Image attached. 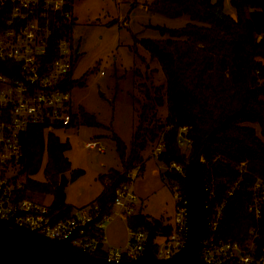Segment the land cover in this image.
<instances>
[{
    "label": "trees",
    "instance_id": "trees-1",
    "mask_svg": "<svg viewBox=\"0 0 264 264\" xmlns=\"http://www.w3.org/2000/svg\"><path fill=\"white\" fill-rule=\"evenodd\" d=\"M235 14L227 11L225 0H154L155 11L170 16L187 14L190 20L179 27L156 24L160 39H137L157 58L165 75V84L146 87L144 101L139 103L138 121L132 133L129 150L119 135L112 132L121 169L110 168L101 192L93 202L98 215L111 210L115 188L131 181L128 172L139 165L136 177L144 168L142 149L149 141L161 139L164 148L155 157L166 165L185 163L201 151L208 181L214 180L218 198H227L220 232L223 236L245 240L252 228L259 231L264 242V214L257 217L248 209L251 186L257 176L264 177V0H230ZM78 51L75 53V59ZM69 85L83 84L72 78ZM141 85L139 89L141 90ZM133 100H140L133 95ZM166 104L167 115L162 120L157 106ZM77 116L89 125L99 124L95 115L83 107ZM257 123L260 132L252 125ZM185 127V131H181ZM187 137L188 150L179 143V134ZM23 156L19 172L24 176L21 196L41 201L45 193L52 194L50 206L58 216L72 211L65 202L60 174L70 166L64 154L69 148L54 131L45 132L40 126H30L23 133ZM45 179H36L43 155ZM241 167L245 171H241ZM18 172V173H19ZM83 169L74 168L70 177L80 176ZM162 178L176 179L183 186V176L175 170H160ZM103 177V176H101ZM238 181L232 194L228 189ZM42 202V201H41ZM162 217L137 210L125 217L129 230L151 233L154 239L165 237L171 225ZM97 255H104L99 248Z\"/></svg>",
    "mask_w": 264,
    "mask_h": 264
},
{
    "label": "built area",
    "instance_id": "built-area-1",
    "mask_svg": "<svg viewBox=\"0 0 264 264\" xmlns=\"http://www.w3.org/2000/svg\"><path fill=\"white\" fill-rule=\"evenodd\" d=\"M73 0H0V216L14 219L51 237H65L77 225L72 242L95 253L104 250L105 257L124 259L136 256L143 249L147 231L138 229L129 233L125 247L103 248L106 241L104 223L112 213L123 217L134 213L137 195L130 187L131 181L120 183L115 188L111 210L98 215L97 203L90 209L76 208L69 215L58 216L50 204L28 196H21L24 176L17 174L23 156L21 138L30 126H40L45 132L76 124L77 109L73 108L70 96L69 72L72 70L75 53L73 40ZM103 73V70H100ZM181 127V131H185ZM182 137V138H181ZM179 143L190 140L179 134ZM85 146L104 150L96 139ZM164 148L160 141L152 150L156 157ZM165 164V163H164ZM185 163L172 161L160 165L162 170H175L183 176ZM139 165L128 172L136 178ZM241 167V171H245ZM15 171V172H14ZM208 180V179H207ZM236 181L228 189L232 194ZM174 198L173 222L170 233L155 241L154 251L159 257L170 256L178 250L185 238V199L183 188L176 179L168 181ZM209 229L201 256L212 262L225 264H264V242L259 231L251 229L245 240L225 237L220 232L227 198H218L215 181H208ZM248 209L257 217L264 214V177L257 176L251 186Z\"/></svg>",
    "mask_w": 264,
    "mask_h": 264
},
{
    "label": "rangeland",
    "instance_id": "rangeland-1",
    "mask_svg": "<svg viewBox=\"0 0 264 264\" xmlns=\"http://www.w3.org/2000/svg\"><path fill=\"white\" fill-rule=\"evenodd\" d=\"M153 1L73 0L72 30L78 56L71 75L73 79L82 80L84 83H74L71 86V103L73 108L80 105L93 113L99 124L89 125L80 119L74 125L54 130L61 140L69 143L64 154L68 157L70 166L65 171L67 184L63 187L65 202L72 206V211L82 207L93 211V205L96 204L93 200L107 181L108 170L121 166L112 132L121 137L128 151L138 121L137 108L144 101L146 87L152 90L154 85L165 84V75L158 59L151 58L148 49L137 39L163 38L166 35L161 34L154 25L179 27L190 20L187 14L170 16L153 10ZM225 7L228 12L235 14L230 0H225ZM133 95L140 101H134ZM156 111L165 120V102L157 106ZM252 125L260 132L259 124ZM91 139L99 140L104 150L86 147L85 142ZM159 141L160 138L149 141L142 149L144 168L131 180V186L137 197H144V211L162 217L163 222L172 224L174 198L167 178H162L159 172L162 171L160 165L165 164L162 161H157L156 164L152 154ZM180 145L183 150H188L185 142ZM45 162L44 154L39 170L32 175L34 178L45 179ZM74 168L83 169V173L72 179L70 175ZM157 168L159 171H156ZM17 174L19 177L23 176L20 172ZM139 192H148V195ZM52 197L51 193H45L41 201L50 204ZM139 199L140 197L134 204L135 212L140 210ZM161 206L166 208L163 212L159 209ZM124 219L121 214L112 213L104 223L108 241L112 237L127 239ZM161 238L157 236L154 241Z\"/></svg>",
    "mask_w": 264,
    "mask_h": 264
},
{
    "label": "water",
    "instance_id": "water-1",
    "mask_svg": "<svg viewBox=\"0 0 264 264\" xmlns=\"http://www.w3.org/2000/svg\"><path fill=\"white\" fill-rule=\"evenodd\" d=\"M59 184H67L64 172ZM208 180L202 150L184 165L183 195L185 199V238L182 246L170 256L159 257L147 232L143 249L131 258L110 259L97 255L72 242L77 225L65 237H51L27 225L14 216H0V264H225L201 256V248L209 229Z\"/></svg>",
    "mask_w": 264,
    "mask_h": 264
},
{
    "label": "crops",
    "instance_id": "crops-1",
    "mask_svg": "<svg viewBox=\"0 0 264 264\" xmlns=\"http://www.w3.org/2000/svg\"><path fill=\"white\" fill-rule=\"evenodd\" d=\"M143 7H146L145 5L143 6ZM80 107V105L76 108L77 110H78V108ZM155 160H156V158H155ZM156 164H157V160H156ZM121 167V166H120ZM120 167H118V168H120ZM156 171H159L158 170V168H157V170ZM160 172V171H159ZM130 187H131V189H132V186H131V183H130ZM133 187H134V185H133ZM134 189H135V191H137L136 190V188L134 187ZM138 193V192H137ZM140 193V192H139ZM140 194H142V195H148V192H142V193H140ZM138 197H140V199H139V202H140V210L142 211V212H144V213H148V214H150L151 216H154L153 214H151L150 212H147V211H144V209H143V206H144V197H142V196H138ZM67 204H69V203H67ZM70 205V204H69ZM70 207L72 208V206L70 205ZM160 211H164L166 208L164 207V206H161L160 208ZM154 217H157V216H154ZM125 218V217H124ZM124 222H125V228H126V233L128 234L127 235V239L126 240H124V239H121V238H114V237H112V240L110 239L109 241H108V238H107V234H106V229L104 228L103 229V233H104V236H105V239H106V241L103 243V248H119V249H121V248H123V247H125V245H126V243H127V241H128V239H129V233H130V230H129V228H128V226H127V224H126V219H124Z\"/></svg>",
    "mask_w": 264,
    "mask_h": 264
}]
</instances>
